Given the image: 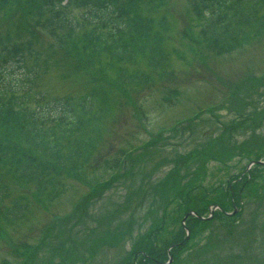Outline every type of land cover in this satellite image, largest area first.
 I'll return each instance as SVG.
<instances>
[{"label": "rangeland", "instance_id": "374dc122", "mask_svg": "<svg viewBox=\"0 0 264 264\" xmlns=\"http://www.w3.org/2000/svg\"><path fill=\"white\" fill-rule=\"evenodd\" d=\"M36 1L26 11L22 1L0 5L1 43L23 42L37 30L38 49L46 58L53 54L51 68L35 84L39 95L80 96L97 87L108 93L109 105L98 127L97 145L76 174L59 170L53 182L39 189L38 181L25 183L0 163L9 192L4 205L18 196L26 201L24 213L14 222L8 224L0 215V264H132L139 251L131 242L135 237L153 240L160 258L168 261V248L180 236L178 203L200 204L209 198L217 202L223 196L218 194L226 192L224 206L232 211L229 176L242 173L250 158L264 159V148L258 155H246L264 141V117L248 111L255 102L264 106V27L220 51L196 38L201 26L192 0H139L140 11L153 18L154 30L161 35L167 64L155 69L143 56L125 63L107 55L86 63L78 59L76 46L67 45L68 26L49 31L43 25L56 10L42 13ZM65 10L80 18L85 13L72 3ZM84 30L76 28L71 38L80 39ZM248 30L242 28L237 41ZM69 63L81 68L65 78ZM124 66L149 73L151 80L118 82L117 71ZM25 71L15 65L12 77L23 83ZM158 133L162 138L157 142ZM151 140L155 145L146 147ZM226 153L233 154L227 162L212 158ZM207 157L206 174L189 191L160 192L179 172L182 183L197 176L198 162ZM258 169L250 175L258 196L241 191L235 195L233 215L216 210L212 224L196 223L183 255L170 264H264V166ZM210 212L211 206L202 213Z\"/></svg>", "mask_w": 264, "mask_h": 264}, {"label": "trees", "instance_id": "16d2710c", "mask_svg": "<svg viewBox=\"0 0 264 264\" xmlns=\"http://www.w3.org/2000/svg\"><path fill=\"white\" fill-rule=\"evenodd\" d=\"M13 1L18 3L22 1L21 8L25 7L26 11L36 0ZM62 1L38 0L35 2V8L44 13L59 6ZM192 1L198 9L197 19L201 26V33H198L196 38L199 42L207 41L208 47L220 51L230 49L245 42L264 27V0ZM4 2L6 0H0V5ZM69 3L84 10L83 18L66 11L51 16L43 25L49 31H57L68 26L70 33L67 36V45L77 47L80 61L88 63L91 59L107 55L111 60L129 63L143 56L155 69L166 65L168 54L162 49L161 35L154 30L153 18L140 11L139 0H69ZM78 27L85 28L80 39L71 38L73 31ZM244 27H248L249 30L244 34L243 40L237 41V35ZM38 39L37 30L31 31L30 37L20 43H1L0 38V127H2L0 161L7 164V170L12 171L21 181L25 183L38 181V188L42 189L44 183L55 180L59 170L72 174L78 172L80 164L88 157L89 149L93 146V128L97 126L98 130V124L106 115L109 95L102 88L92 87L80 96L62 95L44 99L39 95L35 84L40 74L51 68L49 61L53 54H49V58L44 57L38 49ZM192 42H195V39ZM191 48L197 50L193 43ZM28 62L30 63L29 73L26 74L28 83L21 85L19 78L12 77L13 68L15 65L27 66ZM75 68L81 67L79 65L74 67L73 63H69L62 76L73 77L76 73ZM150 78L151 75L143 72H130L125 66L118 69L116 75L118 82L125 83L144 82ZM22 87L25 91H22ZM168 100H171V97H168ZM248 111L264 117V106L259 102H255ZM250 127H254V132L257 130L254 123ZM262 148L264 141L254 145L252 149L255 153L246 155L248 157L258 155ZM230 154H220L212 158L227 162L233 155ZM42 155L50 157L53 162L47 164L38 159V156ZM209 158L198 162L195 169L197 176L193 175L190 180L182 183L179 172L163 185L160 192L175 188L177 195L189 191L193 188L195 180L206 174V163ZM261 166L255 165L242 177L241 173L229 176L233 184L229 186L230 191L232 189L230 197H233V192L236 195L241 191H248L253 197H257L259 187L252 177ZM260 187H264V184ZM8 195V187L3 174L0 173V215L9 224L22 216L26 201L22 196H18L10 205L5 206L4 201ZM218 195L223 196L216 201L224 206L228 199L227 193ZM213 202L215 201L211 198L200 204L184 200L178 203L177 213L181 217L190 208L203 211ZM191 219L196 223L201 222L197 217ZM178 223L179 242L184 235V229L179 219ZM134 243L136 249L142 248L152 256L150 258L142 256L141 264H156L153 258L161 259L160 250L154 247L153 240L146 242L145 238L137 237ZM186 244L179 243L174 247L172 252L175 261L179 255H183Z\"/></svg>", "mask_w": 264, "mask_h": 264}]
</instances>
